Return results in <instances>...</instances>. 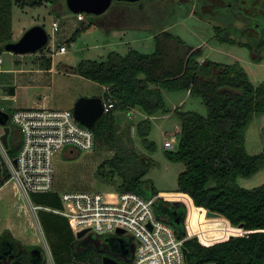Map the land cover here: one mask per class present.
<instances>
[{
    "label": "trees",
    "instance_id": "trees-1",
    "mask_svg": "<svg viewBox=\"0 0 264 264\" xmlns=\"http://www.w3.org/2000/svg\"><path fill=\"white\" fill-rule=\"evenodd\" d=\"M44 1L0 0V56L5 52V46L14 42V6L24 9L27 5L41 6ZM47 1L53 3V0ZM222 2L226 3V11L242 12L244 17L240 27L216 25L215 39L220 44L248 48L253 61L262 63L264 0H251V5L248 0ZM209 3L208 0L200 5L195 2V14L208 18L201 9ZM79 34L75 33L67 43L76 41ZM155 43L156 50L152 54L135 49H129L125 55L110 52L105 61L86 60L67 69L105 87L101 97L106 104L114 103V108L99 118L92 128L95 146L114 151L111 158L100 164L98 174L113 184L118 179L119 193L134 192L148 200L156 199L161 192L146 177L150 168L157 164L136 150L131 129L121 127L115 113L138 109L145 114L146 118L136 125L135 134L149 154L157 150L156 142L149 139L153 127L151 118L176 117L180 126L178 148L166 149L164 155L169 162L185 166L178 176L177 192L188 195L197 208L217 213L231 226L241 227L246 232L208 246L188 239L184 243L187 262L264 264V185L246 189L237 183L238 178H252L264 168V148L258 155L246 151L247 128L255 117L264 115V82L255 85L239 61L223 63L207 58L200 62L204 55L202 48L189 46L165 27L156 33ZM48 63L51 65L50 59ZM178 92L199 98L206 113L168 107L166 94ZM10 123L11 119L8 126ZM17 134L18 145L7 150L13 161L22 145L19 128ZM11 179L8 166L0 165V189ZM32 197L34 207L40 208L37 216L55 264H104L105 257L123 261L122 246H130L127 239L105 236L102 241L97 239L96 245L85 243L81 247L69 221L51 211L63 208L61 194L52 192ZM154 210L159 219L174 227L178 237H187L185 204L157 198ZM4 237L14 248H23L10 235ZM99 241L102 243L98 244ZM27 249L38 250L40 256L35 257V261H32L34 257L25 254L11 259L6 257L0 264H46L43 250Z\"/></svg>",
    "mask_w": 264,
    "mask_h": 264
},
{
    "label": "rangeland",
    "instance_id": "rangeland-1",
    "mask_svg": "<svg viewBox=\"0 0 264 264\" xmlns=\"http://www.w3.org/2000/svg\"><path fill=\"white\" fill-rule=\"evenodd\" d=\"M197 1H114L104 14H84V21H78L77 14L68 10L66 0H53V3L46 0L41 6L27 5L24 9L14 6L13 30L15 37H20L22 30L27 32L35 26H44L50 35L49 45L43 51L46 56L51 57L50 53L56 52L59 45H66L67 52L64 54L54 53L51 57L54 74L47 75V86L32 90L18 88L15 102L2 101L0 105L4 104L9 114L14 112L12 109L15 107H31L36 103L45 108L73 110L80 98L101 97L103 86L79 75L67 73L65 68L76 67L86 60L105 61L110 52L125 55L129 49H135L144 54H152L156 50L155 35L161 27H165L172 34L181 37L189 46L201 47L204 55L199 59L200 62L207 58L223 63L239 61L255 85L264 82V61L259 64L255 63L248 48L220 44L214 37L216 25L232 26L234 24L240 27L244 14L226 11V3H223L222 0H208L212 4L204 5L201 9L208 18L196 15L195 2L200 5L204 0L198 3ZM248 2L251 5V0ZM218 4L219 6H217ZM54 21L60 25L59 32L53 31ZM77 32L80 33L77 40L68 44L67 42ZM39 54L41 52L28 55L5 52L1 57L0 71L4 73L0 74V85H6L7 92L13 91L10 86L16 76L12 72L15 69V62L35 63L38 62ZM166 96V104L170 108L179 107L183 111L192 110L202 114L206 113V108L201 100L188 97L185 92L167 93ZM115 116L121 127L131 129L136 150L155 160L157 165L150 168L146 179L151 180L154 186L163 193V196L160 193L157 198L174 204H185L187 208L185 226L188 238L202 244H204L203 241L207 242L205 241L207 239L208 242L214 244L246 234L241 227L231 226L225 218L216 213H212L216 215L214 216L205 209L196 208L191 201H189L191 203L189 209L186 205L187 197L177 192L178 176L185 166L183 163L169 162L164 155V151L168 149L164 146L165 141L173 139L174 147L170 149L178 148L176 135L180 126L176 117L160 115L151 118L153 127L149 139L156 142L157 150L155 153L149 154L137 140L135 134V127L146 118L145 114L134 109L132 116L123 111L116 112ZM9 127L11 129L9 143L11 147H14L19 143L18 128L13 123H10ZM263 148L264 115H261L255 117L247 128L246 151L250 155H258L263 151ZM67 150L62 151L54 159L55 188L58 191H88L103 194L118 191L116 185L119 183L118 179L113 184L98 174L100 164L114 155L113 150L101 146L98 148L95 146L94 150L90 152L76 149L77 154L73 157L66 156ZM0 165L2 167L7 165L1 150ZM237 183L246 189L264 185V168L252 178H238ZM32 196L30 195V201L25 199L13 178L2 190L0 189L1 247L5 242L4 235H10L14 240L20 242L23 248H40L44 251L48 247L37 216V211L40 208L37 207L36 210L31 208ZM217 236L223 237L217 239ZM104 237V235L87 234L79 241L81 244L96 245L97 239L102 241ZM100 241L98 244L102 243ZM45 260L46 264H49L46 256Z\"/></svg>",
    "mask_w": 264,
    "mask_h": 264
},
{
    "label": "built area",
    "instance_id": "built-area-1",
    "mask_svg": "<svg viewBox=\"0 0 264 264\" xmlns=\"http://www.w3.org/2000/svg\"><path fill=\"white\" fill-rule=\"evenodd\" d=\"M77 19L84 21V14H77ZM58 30L59 24L54 22L53 31ZM66 52V45H61L54 53ZM54 53H50L51 56ZM113 108L114 103L104 102V114ZM133 113L134 110H131L130 116ZM1 119L3 115L0 112ZM10 119L22 136L17 165L8 157L1 141L4 134L2 126L0 150L13 180L29 201L30 195L56 192L54 159L58 154L65 149L90 152L95 148L92 128L79 123L73 110L18 108ZM164 146L173 148V139L165 141ZM155 200H148L134 192L103 194L67 191L61 194V210L47 209L65 217L75 237L78 232L89 230L91 235L127 239L130 246H122L123 261L114 264H190L184 253V243L190 238L178 237L173 226L156 216ZM119 230L124 233L120 234ZM44 253L48 263L55 264L49 247Z\"/></svg>",
    "mask_w": 264,
    "mask_h": 264
},
{
    "label": "water",
    "instance_id": "water-1",
    "mask_svg": "<svg viewBox=\"0 0 264 264\" xmlns=\"http://www.w3.org/2000/svg\"><path fill=\"white\" fill-rule=\"evenodd\" d=\"M114 1L138 2L140 0H66V4L69 11L74 14L101 15L108 11ZM49 42L50 35L44 26H35L25 32L18 41L7 44L5 46V51L19 55L37 54L44 50L49 45ZM73 112L79 123L86 127L93 128L97 120L104 115V100L102 97L80 98L76 102ZM1 113L3 119L0 120V126L4 128V134L1 137V141L5 150H8L10 147L9 135L11 132V129L8 126L10 116L3 111ZM14 164L17 165V159L14 160ZM31 208L32 210H36V207L32 206V203ZM212 213L214 212H209L210 215L216 216ZM88 232L89 230L80 231L77 233L76 238L81 240L88 234ZM118 232L120 234L124 233L123 230H119ZM184 253L187 254L186 248H184ZM116 262L117 261L111 257L104 258V264H114Z\"/></svg>",
    "mask_w": 264,
    "mask_h": 264
},
{
    "label": "crops",
    "instance_id": "crops-1",
    "mask_svg": "<svg viewBox=\"0 0 264 264\" xmlns=\"http://www.w3.org/2000/svg\"><path fill=\"white\" fill-rule=\"evenodd\" d=\"M59 31H60V25H59V30L57 32H59ZM21 32L23 34L25 31L22 30ZM22 34H21L20 37H15V32L13 30L14 41H18L23 36ZM43 51L44 50L40 51L41 54H39V56L37 57V61L38 62H35V63H30V62L22 63V62H18V61L15 62V69L12 72H14L16 74V76H15V79H14L13 84L10 86V87H12V90L13 91L7 92L6 89H5L6 85L5 86H3V85L1 86L0 85L1 86L0 87V89H1L0 90V103L2 101L8 102V103L9 102H15L16 101V98H17V89L18 88L25 89V90H28V89H31L32 90L34 88H38L39 89L40 87L47 86V83H46V77H47V75H49V74L50 75H53L54 74V71H53V60L51 58L52 56L51 57H47L46 54H45V52H43ZM5 52H7V51H5ZM5 52H3L2 55ZM40 52H38V53H40ZM9 53H11V52H9ZM2 55L0 56V65L2 63V60H1ZM16 55H19V54H16ZM26 55H28V54H26ZM49 59L51 60V65H49V63H48L49 62ZM20 63H21V65H20ZM28 63H30L31 66L28 65ZM65 69H68V68H65ZM66 71H67V73H70L68 70H66ZM2 73H4V72H1L0 71V74H2ZM104 90H106L105 87H103V93L105 92ZM36 105L31 106V107H42V105L41 106H38V105H40L38 103H36ZM31 107H20V108H31ZM18 108L19 107H15L12 110H15V109H18ZM0 111L1 112L3 111V112H6L7 113L6 107L4 106V104L3 105H0ZM76 154H77L76 151H73V150H67V152H66V156H69V157H73ZM6 184L1 188V190L6 186ZM56 192H58L60 194L64 193L62 191H58L57 189H56ZM65 192H67V191H65ZM160 195L163 196V193H161ZM182 195L185 196V197H187L186 198L187 199L186 200L187 201L186 202V205L190 209V207H189L190 204L192 203L194 205L193 201L191 200V198L188 195H186V194H182ZM189 201H191V203ZM205 241H207V242H204L203 241L204 245H207L208 246V245H211L212 244L211 242H208L209 240H207V239H205Z\"/></svg>",
    "mask_w": 264,
    "mask_h": 264
},
{
    "label": "flooded vegetation",
    "instance_id": "flooded-vegetation-1",
    "mask_svg": "<svg viewBox=\"0 0 264 264\" xmlns=\"http://www.w3.org/2000/svg\"><path fill=\"white\" fill-rule=\"evenodd\" d=\"M84 245L86 244L82 243L81 247ZM2 247H3L2 249L0 248V261L5 260L6 257H9L11 259L17 255H22V254H25L26 256L34 257L32 261H35L36 260L35 257L40 256V253L38 250H34V249L28 250L27 248H22L20 246H18L17 248H14L10 242H4Z\"/></svg>",
    "mask_w": 264,
    "mask_h": 264
},
{
    "label": "bare ground",
    "instance_id": "bare-ground-1",
    "mask_svg": "<svg viewBox=\"0 0 264 264\" xmlns=\"http://www.w3.org/2000/svg\"><path fill=\"white\" fill-rule=\"evenodd\" d=\"M223 236H217V239H221Z\"/></svg>",
    "mask_w": 264,
    "mask_h": 264
}]
</instances>
